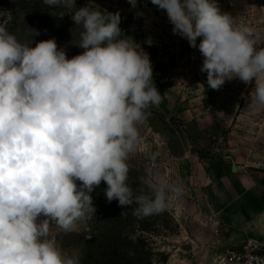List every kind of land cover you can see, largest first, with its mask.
I'll use <instances>...</instances> for the list:
<instances>
[{
  "label": "clouds",
  "instance_id": "obj_1",
  "mask_svg": "<svg viewBox=\"0 0 264 264\" xmlns=\"http://www.w3.org/2000/svg\"><path fill=\"white\" fill-rule=\"evenodd\" d=\"M43 3L68 10L82 29L81 52L69 58L54 37L21 42L0 25V264H81L79 250L65 251L52 225L67 234L93 219L92 193L102 182L107 201L135 205L138 219L162 213L170 194H183L162 175L150 174L140 188L128 182L138 125L162 96L149 54L125 38L120 13L91 0L84 7ZM151 3L166 12L173 34L198 48L208 88L254 82L248 108L264 109V32L222 11L217 0Z\"/></svg>",
  "mask_w": 264,
  "mask_h": 264
},
{
  "label": "rangeland",
  "instance_id": "obj_2",
  "mask_svg": "<svg viewBox=\"0 0 264 264\" xmlns=\"http://www.w3.org/2000/svg\"><path fill=\"white\" fill-rule=\"evenodd\" d=\"M75 2L84 7L90 0ZM91 3L101 11L120 13L125 38L149 54L162 96L138 125L141 143L130 155L128 182L140 188L150 174L162 175L179 183L183 194H170L162 213L138 219L132 212L135 205L122 208L116 200L107 201L102 182L92 193L95 217L67 234L53 224L52 236L65 251L79 250L81 264H216L241 244L236 237L240 230L231 223L236 222V205L262 189L264 204V109L248 108L255 84L234 79L219 90L208 88L198 48L173 34L166 12L151 0ZM217 3L238 21L264 32V0ZM67 14V9L47 6L43 0H0V25L18 40L54 37L71 58L81 52L76 45L82 29ZM34 30L40 34L34 36ZM254 207L250 202L239 216L254 220L262 231L259 214L264 209L250 213ZM218 233L222 242L212 241Z\"/></svg>",
  "mask_w": 264,
  "mask_h": 264
},
{
  "label": "crops",
  "instance_id": "obj_3",
  "mask_svg": "<svg viewBox=\"0 0 264 264\" xmlns=\"http://www.w3.org/2000/svg\"><path fill=\"white\" fill-rule=\"evenodd\" d=\"M263 190V189H262ZM262 190L259 191V193H254L252 194V198L250 197H245L243 200H241L237 205L236 208L233 212V216L236 218L235 221L236 222H231L232 224H235L237 228L240 230L239 233L236 234L237 240L241 242L239 248L245 243V241L249 238H256L258 240H262L264 241V227L260 228L262 229V231H260L258 228L260 227L259 225L257 226V222H255L254 220H250V221H245L243 220L239 215H240V211L244 212L245 207L249 205L250 202L253 203V206H255L253 208V211H250V213L252 212H260L264 209V204L262 201V198L260 197V193L262 192ZM258 206H261V208H259L258 210L256 209ZM249 213V214H250ZM248 215V212H247ZM246 215V216H247ZM237 216V217H236ZM231 219V217H230ZM229 219V220H230ZM264 226V225H263ZM249 235H252L250 237H248ZM222 234L218 233L216 236H212L211 240L212 241H220V238H222Z\"/></svg>",
  "mask_w": 264,
  "mask_h": 264
},
{
  "label": "built area",
  "instance_id": "obj_4",
  "mask_svg": "<svg viewBox=\"0 0 264 264\" xmlns=\"http://www.w3.org/2000/svg\"><path fill=\"white\" fill-rule=\"evenodd\" d=\"M216 264H264V241L249 238L240 248L221 256Z\"/></svg>",
  "mask_w": 264,
  "mask_h": 264
}]
</instances>
